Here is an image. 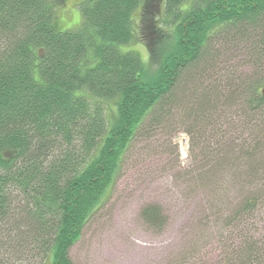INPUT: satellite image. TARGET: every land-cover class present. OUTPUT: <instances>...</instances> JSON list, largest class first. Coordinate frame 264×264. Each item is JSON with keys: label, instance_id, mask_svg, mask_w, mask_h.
<instances>
[{"label": "trees", "instance_id": "16d2710c", "mask_svg": "<svg viewBox=\"0 0 264 264\" xmlns=\"http://www.w3.org/2000/svg\"><path fill=\"white\" fill-rule=\"evenodd\" d=\"M71 1L81 20L62 31L66 0H0V264H73L146 129L181 127L207 163L200 187L223 168L264 181V0ZM139 38L148 62L126 49ZM258 201L225 229L252 222ZM160 215L142 211L154 229Z\"/></svg>", "mask_w": 264, "mask_h": 264}, {"label": "rangeland", "instance_id": "374dc122", "mask_svg": "<svg viewBox=\"0 0 264 264\" xmlns=\"http://www.w3.org/2000/svg\"><path fill=\"white\" fill-rule=\"evenodd\" d=\"M77 3L66 0L56 9L62 31L80 23ZM132 19L137 36L139 11ZM140 40L126 49L148 62ZM170 45L165 36L156 48L160 53ZM241 71L249 73V68ZM107 107L113 108L111 103ZM180 128L165 134L146 129L137 136L111 198L71 249L73 264H241L245 254L243 264H264V202L255 204L253 220L239 228L240 234L225 229L238 204L264 192V181L242 186L234 182L231 168H223L215 184L200 187V168L207 166L206 160L199 159L200 151ZM245 139L235 145L243 146ZM147 207L157 208L163 228L154 229L145 221L142 211Z\"/></svg>", "mask_w": 264, "mask_h": 264}]
</instances>
